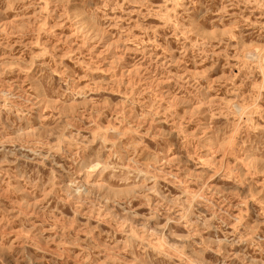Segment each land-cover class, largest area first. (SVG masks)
Instances as JSON below:
<instances>
[{
    "label": "rangeland",
    "instance_id": "1",
    "mask_svg": "<svg viewBox=\"0 0 264 264\" xmlns=\"http://www.w3.org/2000/svg\"><path fill=\"white\" fill-rule=\"evenodd\" d=\"M0 264H264V0H0Z\"/></svg>",
    "mask_w": 264,
    "mask_h": 264
}]
</instances>
